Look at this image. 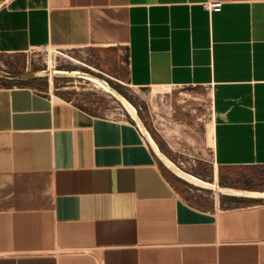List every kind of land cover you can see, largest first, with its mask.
Here are the masks:
<instances>
[{"label":"crops","instance_id":"1","mask_svg":"<svg viewBox=\"0 0 264 264\" xmlns=\"http://www.w3.org/2000/svg\"><path fill=\"white\" fill-rule=\"evenodd\" d=\"M203 1L8 0L0 53L106 48L132 87L206 90L210 183L264 193V0ZM20 79L0 73V264H264V196L190 183L133 117Z\"/></svg>","mask_w":264,"mask_h":264},{"label":"rangeland","instance_id":"2","mask_svg":"<svg viewBox=\"0 0 264 264\" xmlns=\"http://www.w3.org/2000/svg\"><path fill=\"white\" fill-rule=\"evenodd\" d=\"M6 1L0 0V5ZM122 57L121 52L110 54L100 47H35L17 54L0 53V73L8 72L34 88L73 99L99 116L133 119L120 96L128 99L149 133L163 141L177 167L212 182L213 169L207 163L200 164L201 158H209L208 152L196 138L209 132L210 102L206 90L177 87L159 94L151 87H132L123 75ZM56 70L78 73L62 76ZM84 74L101 78L110 87L104 88ZM212 191L219 193L216 187Z\"/></svg>","mask_w":264,"mask_h":264},{"label":"bare ground","instance_id":"3","mask_svg":"<svg viewBox=\"0 0 264 264\" xmlns=\"http://www.w3.org/2000/svg\"><path fill=\"white\" fill-rule=\"evenodd\" d=\"M57 74H60L62 76H71L72 74H76L78 73L76 70H71V71H63V70H56ZM80 73V72H79ZM82 74V73H81ZM86 75V77L91 78L93 81H96L99 85H101L104 88H109V84L107 82H105L104 80H102L101 78H97L93 75L90 74H84ZM120 98L122 99V102L124 104V106L126 107V110L128 112V114L130 116H132L135 120H137V122L140 125V128L142 129V131L144 133H146L148 140L151 142V145L153 147L154 150H156V152L158 153L159 157L165 162V164L172 169V171L182 177L183 179L187 180L190 183L193 184H198V185H202L208 188H217L218 191H222L224 193H235V194H242V195H246V196H250V195H260V196H264V193H257V192H246V191H242V190H236V189H226L223 187H218L216 184L210 183V182H206L202 179H200L199 177H195L194 175L184 171L183 169H181L180 167H177L162 151L158 150L157 145L155 144L154 140L152 139L150 133H148L147 129L145 128V126L142 124L139 115H137L136 113V109L134 107V105L126 98H123L120 96ZM211 139V138H210ZM208 142V140H207ZM211 143V142H210ZM209 144V143H208Z\"/></svg>","mask_w":264,"mask_h":264},{"label":"built area","instance_id":"4","mask_svg":"<svg viewBox=\"0 0 264 264\" xmlns=\"http://www.w3.org/2000/svg\"><path fill=\"white\" fill-rule=\"evenodd\" d=\"M221 4L222 1L220 0H204L203 2H201L202 7L208 10L209 12L214 10H220Z\"/></svg>","mask_w":264,"mask_h":264}]
</instances>
